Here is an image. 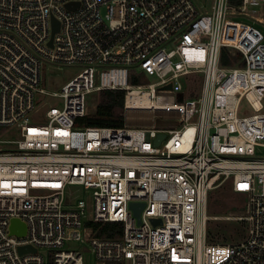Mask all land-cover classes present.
<instances>
[{
  "label": "built area",
  "instance_id": "obj_1",
  "mask_svg": "<svg viewBox=\"0 0 264 264\" xmlns=\"http://www.w3.org/2000/svg\"><path fill=\"white\" fill-rule=\"evenodd\" d=\"M50 67L77 74L50 92ZM103 91L123 126H78ZM263 101L264 0H0V264H84L81 245L95 264H264ZM222 184L235 244L206 242Z\"/></svg>",
  "mask_w": 264,
  "mask_h": 264
},
{
  "label": "rangeland",
  "instance_id": "obj_2",
  "mask_svg": "<svg viewBox=\"0 0 264 264\" xmlns=\"http://www.w3.org/2000/svg\"><path fill=\"white\" fill-rule=\"evenodd\" d=\"M77 74L76 70L71 67H63L60 70L47 68L44 72V89L55 92L60 86L65 84ZM89 107L96 104V94H91L86 99ZM264 108V101L262 102ZM242 113H247L248 109L245 104L240 108ZM264 112V111H263ZM148 125V122H144ZM167 123H162L158 118L152 119V125L155 128L166 127ZM10 137L9 139H13ZM82 197L86 198L89 194L80 192ZM85 201V199H84ZM243 209L242 196L232 194L228 191L226 184H222L212 189L205 203V234L206 242L209 244H235L238 243L245 234L244 224L235 220L236 216ZM82 253L84 264H95L92 256L85 251V246H75Z\"/></svg>",
  "mask_w": 264,
  "mask_h": 264
},
{
  "label": "trees",
  "instance_id": "obj_3",
  "mask_svg": "<svg viewBox=\"0 0 264 264\" xmlns=\"http://www.w3.org/2000/svg\"><path fill=\"white\" fill-rule=\"evenodd\" d=\"M240 0H228L230 5L239 4ZM238 58V56H235ZM226 52H221L220 62L224 66H230L231 61ZM78 126L90 128H120L123 126L122 93L118 91H103L96 94L95 110L92 114L76 120ZM96 236L112 238L120 235L121 226L118 223L87 224ZM110 264V263H109Z\"/></svg>",
  "mask_w": 264,
  "mask_h": 264
},
{
  "label": "water",
  "instance_id": "obj_4",
  "mask_svg": "<svg viewBox=\"0 0 264 264\" xmlns=\"http://www.w3.org/2000/svg\"><path fill=\"white\" fill-rule=\"evenodd\" d=\"M54 25L53 27L55 29L53 30H56V24ZM161 138H162V135H158L156 140L154 141V144L157 145ZM130 208L133 210L134 216L138 218V214H139L140 209L142 208V204H131ZM152 223L155 224V223H158V221H152ZM9 233L14 236L21 237L24 234V226L21 223H19L17 220H11L10 227H9ZM17 252L18 254H22L26 252L33 253L34 250L28 247H18Z\"/></svg>",
  "mask_w": 264,
  "mask_h": 264
},
{
  "label": "bare ground",
  "instance_id": "obj_5",
  "mask_svg": "<svg viewBox=\"0 0 264 264\" xmlns=\"http://www.w3.org/2000/svg\"><path fill=\"white\" fill-rule=\"evenodd\" d=\"M205 221H206V219H205Z\"/></svg>",
  "mask_w": 264,
  "mask_h": 264
}]
</instances>
